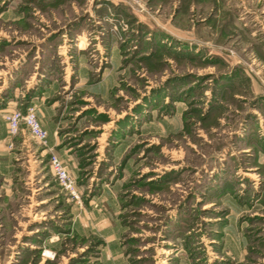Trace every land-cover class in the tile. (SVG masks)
Masks as SVG:
<instances>
[{
  "label": "rangeland",
  "instance_id": "obj_1",
  "mask_svg": "<svg viewBox=\"0 0 264 264\" xmlns=\"http://www.w3.org/2000/svg\"><path fill=\"white\" fill-rule=\"evenodd\" d=\"M183 258L264 264V0H0V264Z\"/></svg>",
  "mask_w": 264,
  "mask_h": 264
},
{
  "label": "built area",
  "instance_id": "obj_2",
  "mask_svg": "<svg viewBox=\"0 0 264 264\" xmlns=\"http://www.w3.org/2000/svg\"><path fill=\"white\" fill-rule=\"evenodd\" d=\"M135 6L140 0H114ZM8 124L9 133L12 136L19 135L22 131L28 130L40 144L48 146L49 131L43 126L38 115L36 106H30L26 112L14 109L5 112L3 115ZM50 165L59 185L73 198L80 199L78 184L74 176L69 172L61 156L52 152Z\"/></svg>",
  "mask_w": 264,
  "mask_h": 264
},
{
  "label": "crops",
  "instance_id": "obj_3",
  "mask_svg": "<svg viewBox=\"0 0 264 264\" xmlns=\"http://www.w3.org/2000/svg\"><path fill=\"white\" fill-rule=\"evenodd\" d=\"M49 141H50V133H49ZM113 252H114V253H113ZM113 252H112V254H113V255H112V258H113V259H118V260H119V255H120L119 253H120V252L117 251L116 247L114 248V251H113ZM181 256H182V255H181ZM183 260H184L185 262H182L181 264H190V260H189V259H186V260H185V259L183 258ZM120 261H121V260H119V262H120Z\"/></svg>",
  "mask_w": 264,
  "mask_h": 264
}]
</instances>
